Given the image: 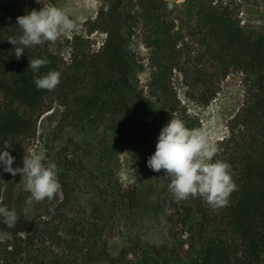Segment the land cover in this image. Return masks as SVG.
<instances>
[{"label": "trees", "instance_id": "1", "mask_svg": "<svg viewBox=\"0 0 264 264\" xmlns=\"http://www.w3.org/2000/svg\"><path fill=\"white\" fill-rule=\"evenodd\" d=\"M258 1L137 0L132 6L117 0L89 31L106 34L99 51L75 38L68 63L52 42L27 47L16 59L7 41L22 34L17 17L43 5L0 0V152L9 151L12 167L22 168L24 142L57 104L45 163L57 165L62 186L49 218L0 241V264H264V27H241L233 8L254 10ZM136 27L149 49L147 96L128 50ZM36 58L50 64L34 73L29 60ZM52 70L61 73L59 85L37 90L34 78ZM175 71L191 88L187 98L202 107L230 71L247 85L213 157L231 166L238 187L225 206L212 207L200 196L177 201L164 173L147 166L173 114L200 129L177 97ZM121 153L142 175L129 188L117 177ZM11 178L0 166V197Z\"/></svg>", "mask_w": 264, "mask_h": 264}, {"label": "clouds", "instance_id": "2", "mask_svg": "<svg viewBox=\"0 0 264 264\" xmlns=\"http://www.w3.org/2000/svg\"><path fill=\"white\" fill-rule=\"evenodd\" d=\"M70 9L47 4L39 11L33 9L28 14L17 17V25L22 30L19 37H9L8 43L14 46L16 59L24 55L27 47L56 42L76 28L70 18ZM50 64L47 58L29 60V68L37 73ZM61 73L49 71L34 78L37 90L53 91L59 85ZM6 147H10L6 144ZM217 145L209 137L206 129H189L185 123L173 118L162 127L156 150L147 160V166L156 173L164 171L170 181L169 190L177 201L200 196L212 207L225 206L230 195L238 190L231 174L230 165L213 157L218 153ZM14 157L9 151L0 152V166L12 176L21 174L27 178L30 198L36 202L52 200L62 190L57 178V165L43 161L40 155L24 156L23 167L13 168ZM0 222L13 228L19 220L14 210L0 202Z\"/></svg>", "mask_w": 264, "mask_h": 264}, {"label": "rangeland", "instance_id": "3", "mask_svg": "<svg viewBox=\"0 0 264 264\" xmlns=\"http://www.w3.org/2000/svg\"><path fill=\"white\" fill-rule=\"evenodd\" d=\"M43 6L52 4L58 8L69 10L70 18L76 22V28L68 35L61 36L56 42L51 43L50 48L59 55L64 61L70 62V45L75 38L77 41H88L90 51L97 52L102 47L106 39V34L99 29H90L95 27L99 21V14L108 13L117 0H37ZM126 4L134 5L137 0H124ZM176 5H181L184 0H165ZM236 13V19L239 20L243 28L252 27L255 29L264 27V0L258 1V7L249 10L241 7H233ZM129 9V8H127ZM140 27L132 29V35L129 38L128 50L138 63L137 80L139 89L147 96V85L151 69L149 67V49L143 44ZM125 34L127 31L125 30ZM173 84L178 99L184 105L191 115H194L199 122L200 129H206L209 137L216 144L218 141L227 137L229 134L230 121L239 112L245 98L246 84L242 75L235 71H230L226 78L222 80L220 89L216 97L205 107L197 104L187 98L191 94V88L182 85L179 72L173 73ZM187 93V94H186ZM60 115V108L57 104L52 105V109L46 112L36 123L35 135L25 141V155H40L45 162L47 153L46 142L48 134L54 127ZM120 169L118 171V180L124 188L134 186L142 175L138 171L131 156L127 153H121ZM164 173L161 170V173ZM167 178V177H166ZM59 193L52 200L36 202L30 198L27 189V178L17 174L12 176L2 190L0 202L6 204L9 210H14L19 220L15 227L9 228L6 224L0 222V241L8 238L10 231L21 229L28 230L38 220L49 218L52 211L59 201ZM2 220V218H0ZM180 233V231H179Z\"/></svg>", "mask_w": 264, "mask_h": 264}, {"label": "flooded vegetation", "instance_id": "4", "mask_svg": "<svg viewBox=\"0 0 264 264\" xmlns=\"http://www.w3.org/2000/svg\"><path fill=\"white\" fill-rule=\"evenodd\" d=\"M126 4V3H125Z\"/></svg>", "mask_w": 264, "mask_h": 264}]
</instances>
